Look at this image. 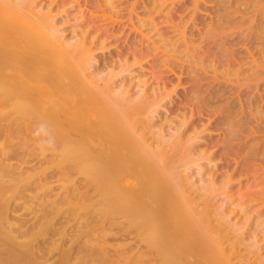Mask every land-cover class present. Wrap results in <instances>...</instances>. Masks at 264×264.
Wrapping results in <instances>:
<instances>
[{
	"label": "bare ground",
	"instance_id": "obj_1",
	"mask_svg": "<svg viewBox=\"0 0 264 264\" xmlns=\"http://www.w3.org/2000/svg\"><path fill=\"white\" fill-rule=\"evenodd\" d=\"M168 1L161 13L170 7L163 18L170 32L150 16L134 26L140 45L160 55L154 63L176 76L169 86L139 74L131 85L127 60L118 71L116 63L100 69L92 51L99 39L88 44L83 32L67 39L54 3L0 0V264H48L54 251L58 261L49 264H202L201 237L209 264H239L228 248L247 249L264 236L242 227L227 233L219 228L225 217L212 218L226 207L215 185L232 178L218 181L215 148L242 142L244 157L264 164V0H192L177 21L187 1ZM150 3L156 12L159 0ZM146 4L135 0L132 8ZM184 75L195 90L187 98L209 111L200 129L190 130L198 109L172 110L178 90L188 91ZM212 131L220 133L210 146ZM259 131L261 141L250 137ZM132 165L142 167L140 176ZM51 178L58 204L46 200ZM195 185L213 193L199 201ZM57 225L58 241L48 247ZM256 253L249 264H264V249Z\"/></svg>",
	"mask_w": 264,
	"mask_h": 264
},
{
	"label": "rangeland",
	"instance_id": "obj_2",
	"mask_svg": "<svg viewBox=\"0 0 264 264\" xmlns=\"http://www.w3.org/2000/svg\"><path fill=\"white\" fill-rule=\"evenodd\" d=\"M134 1L135 0H43V3H45L46 5L49 4L51 5V3L53 5L54 3L55 6L53 5V7L57 6V10L60 12V16L62 17V19H60L58 18L57 15L58 25L60 26V28H62L61 33H64V36L65 35L68 36L67 39H70V37L73 36L74 34L78 33L80 35L81 32H83L86 38L89 36V38L86 40L88 44L90 43L91 38L99 39L100 42L103 39L107 40L106 43H108L109 45L107 47L108 49L104 50L103 52L104 56L101 57V50L99 49L100 42L98 43L96 42L95 43L96 50H92L95 51V54L98 56V60L100 61L101 64L100 69H103L104 66H108L111 63H116L117 64L116 71H118L120 69L118 67L119 65L118 62L127 60V63L125 65L122 63L123 65L122 67L126 71L132 70L131 73L133 76L130 75L128 76V74L126 73L123 74V76H125L127 80L131 79L130 81L131 85L137 83L138 80H135L134 76L139 74L138 77H140V80L144 79L145 76L146 78L152 77L151 80L155 81L156 79V82L154 83H157L158 80L162 78L161 82L165 81L166 84L169 86L170 82L175 83L177 81L176 76H174L172 73H168L167 70L161 68L160 65L158 66L159 62H157L158 64H155L157 59L160 58L159 57L160 55L156 54L158 52L151 53L147 49L148 46L146 45V41H144L145 44L143 46L140 45L142 40L140 41V34L138 33V31L135 30L136 27L134 26V24L139 23V21H147L149 20V16H150V18L156 20V23H160V25H158V28L159 27L162 28V29L160 28V31L165 32V34H167L166 32H170V31L169 29L167 30L168 25H163L164 23L163 18L170 9V7H168V9H166L164 13H161V11H163L169 4H171V2L168 0H159V3L156 4V7L159 8L155 12L153 8L155 6H153L152 3L149 4V2L152 0L150 1L145 0L148 5L146 4V6L144 7H141V5H135L132 8ZM184 1H187L186 6L185 5L183 6L184 10L181 8V10L177 12V14L173 15L175 21L178 20L179 16L185 15L191 10V8L189 7L190 6L189 3H191L190 1L192 0H184ZM188 7L190 9H188ZM114 8H116L115 11H113ZM64 10L68 11L67 17H65L63 14ZM55 12L56 10H54V13ZM81 14H83L82 18L80 17ZM157 14H162L160 16V19H156ZM200 15H202L204 19V23H203V19H201L202 21L201 20L199 21H201L202 24L204 25L207 24L208 26L210 16L204 12H201ZM214 16L215 15H213L212 17ZM199 21L198 23H200V25L198 28L200 29L202 28V24ZM140 28L141 30L146 28L148 29L149 26H146V24L144 23ZM154 32L155 31L151 32L149 35H153ZM193 33L194 35H197L196 32L193 31ZM165 34L164 36H166ZM168 35L171 37L172 34L168 33ZM157 39L159 40V38H156L155 40ZM256 48H258L257 51L260 50V47H256ZM134 59L136 60V62H134L135 61ZM154 64L156 66H154ZM140 65L143 66L142 70L140 69ZM138 77L136 76V78ZM186 78L187 77L185 75L182 77L183 79L182 87L186 88L188 91L183 92L182 88L178 90V98L177 97L174 98L172 110L176 114L179 112L177 111L178 109H180L181 112L183 110L190 111L191 108L192 110L194 109L193 111L195 112L198 109V112H200L201 114H197V116H195L196 120L193 126L190 128V130L196 127L200 129L202 125L207 123L206 119L209 111H205L208 109L203 110L205 107H202V102H197V101L191 102L190 101L191 98L190 100L187 98V96L191 97L190 92H192L193 88L190 89V87H194V84L192 82L186 81ZM208 81L210 80H206L203 83H207ZM193 91L195 90L193 89ZM261 94L263 95L264 92H262ZM195 102H197V104ZM200 105L201 107H199ZM259 105L260 104H257L256 106ZM218 133L220 132H213V131L212 133L210 132L211 134V135L209 134L211 136L210 139L205 134L203 135V137L206 138L207 140L209 139L208 144L213 142L214 145V143H216V140L218 142L219 139L218 138L219 136H217ZM250 137H258L260 138L261 141L263 137V132L259 131L256 134L251 135ZM199 143L198 144L203 147L204 142L200 141ZM241 143L236 146L234 145V147H232L230 151L227 150L229 146L224 147L220 145H219L220 147L216 146L219 148H215V150L218 149L217 150L218 153L213 150L218 155H220V153L224 151L222 152V154L223 153L224 154L220 155L221 156L220 158L217 157L218 156L217 154L215 156L216 159H219V161L216 162L218 166L217 168L218 170H216V168L212 169L213 171L214 170L216 171L214 172L215 174L217 173L216 176L218 178V181L223 182L225 179H228V175H227L228 172L232 174V178L230 179L229 183L226 185H215L216 187L219 188L218 191L214 193L216 196H218V198H216L218 200L217 204L226 205V207L223 209L222 212L217 213L218 214L217 216L212 218L220 220L223 217H225V219L223 218L222 220L224 224L219 225V228H224L227 231V233H231L232 231L236 230L237 227H242V229H251L252 232L254 231V233H260L259 235L260 237L261 235L262 236L264 235V223L261 224V222L264 220V207L261 214L256 215V211H260V209L262 208H257L255 204L257 202H260L261 199L263 198L262 195L264 194V185H262L263 188L260 187V185L259 187H257L258 185H254V182L256 180L257 183L263 182L264 164L260 165L258 163L259 161L258 159H256L258 160L257 164H253L256 160H254V162L251 160H247L242 153V147H240ZM219 149L221 150L225 149V150H222L220 152ZM226 152L228 154H226ZM243 160L249 161V163L245 162V164L247 163L248 166L244 165L242 168V164H244ZM234 161L238 162V164L240 163L241 165H239V167L236 166V163ZM250 161L252 162V164H250ZM24 166L29 167L30 165H24ZM130 169L134 172V177L137 175L140 176V174L138 173V169H142L140 165H132V168ZM36 170L38 171L39 169ZM56 180L55 178H51L49 180V183L47 182L49 186L48 185L46 186L50 187V191L47 193L48 199L46 200H48L50 203L56 202L58 204L57 195H58L59 187H58V179L56 178ZM42 185L45 184L42 183ZM195 186L196 188L195 187L193 188V192H194L193 196L195 193L198 194L199 197L197 199L199 201L205 199L207 196H210V194L213 193L210 192V190L209 191L207 190L206 192L204 189L198 188L199 185L198 186L195 185ZM36 193H37L36 191L33 193L31 192L32 194L31 196H34ZM252 232L250 234L249 239H252L253 241L254 236H252ZM227 237L228 236H222L220 238H222L223 241H225ZM52 241H58V225L55 227V234L49 237L48 245H47L48 247L53 245ZM206 243L207 242L203 237L199 238V240L196 242V246L198 247L197 252L200 258L202 259V264H207V263L209 264V262L213 258L211 256L212 254L209 253V250L203 246ZM223 247H225V245ZM235 248H237V251H234L232 246L228 248L229 253H227V256L232 259V262L239 264L252 263L257 258L258 255V253H256V249L258 248L264 249V236L260 241L256 242V244L254 242V244L248 247L247 249H245L241 245H237ZM49 256L51 258L48 259V264L51 262L58 261V254L56 251L50 253Z\"/></svg>",
	"mask_w": 264,
	"mask_h": 264
}]
</instances>
